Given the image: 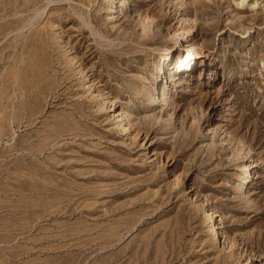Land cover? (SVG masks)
<instances>
[{"label": "rangeland", "instance_id": "rangeland-1", "mask_svg": "<svg viewBox=\"0 0 264 264\" xmlns=\"http://www.w3.org/2000/svg\"><path fill=\"white\" fill-rule=\"evenodd\" d=\"M124 1L0 0V264H264V0Z\"/></svg>", "mask_w": 264, "mask_h": 264}, {"label": "bare ground", "instance_id": "bare-ground-1", "mask_svg": "<svg viewBox=\"0 0 264 264\" xmlns=\"http://www.w3.org/2000/svg\"><path fill=\"white\" fill-rule=\"evenodd\" d=\"M126 4H131L128 0H126V1H124ZM34 3V2H33ZM24 4V3H23ZM25 4H27V3H25ZM24 4V5H25ZM29 4H31V3H29ZM27 6V5H26ZM25 6V7H26ZM31 8V7H30ZM54 8V7H53ZM23 9V8H22ZM57 9V8H56ZM23 16V15H22ZM36 16V15H35ZM34 16V17H35ZM28 17V16H27ZM30 17V16H29ZM39 17V16H38ZM38 17H36V18H32L35 22H37L36 21V19L38 18ZM26 19V18H25ZM32 20V21H33ZM33 21V22H34ZM32 22V23H33ZM21 24V23H20ZM33 26H34V24H32ZM20 26V25H19ZM31 34V33H30ZM27 35V34H26ZM28 36V35H27ZM29 37V36H28ZM148 37H149V35H148ZM148 39V38H147ZM147 41V40H146ZM145 41V42H146ZM144 42V41H143ZM129 44V43H128ZM142 44V43H141ZM144 44V43H143ZM130 45V44H129ZM194 46V45H193ZM192 44L191 45H188V47H187V55H186V57H185V60H189L191 57H192ZM130 47V46H129ZM133 47V46H132ZM136 47V46H135ZM24 48V47H23ZM22 48V49H23ZM124 48V47H123ZM141 48V47H140ZM25 49V48H24ZM121 49V48H120ZM137 49V48H136ZM90 50V49H89ZM134 51H136V50H134ZM139 51V50H138ZM137 51V52H138ZM141 51V50H140ZM92 54V53H91ZM169 54H171V51H169V53H167V55H169ZM173 54V53H172ZM176 54V53H175ZM174 56V55H173ZM169 57H167V59H168ZM53 60V59H52ZM172 60H173V58H171V62H172ZM52 63H53V61H52ZM53 66V65H52ZM181 66H182V64L179 66V69L181 68ZM181 71V70H180ZM57 75V74H56ZM99 96V95H98ZM147 97V96H146ZM106 98V97H105ZM149 100H147V102L149 103L150 102V106H166V105H168V103H167V101H166V99H165V97H162V98H159V99H152L150 96H148L147 97ZM102 102H103V100H102ZM109 102V101H108ZM104 105H105V103H104ZM142 107V106H141ZM145 109V108H144ZM117 116H120L119 117V120L121 121V120H124L125 118H124V116H123V113H117ZM116 117V116H115ZM121 123V122H120ZM120 123H118V124H120ZM130 123H129V121H126L125 123H123V124H121V128L120 129H123V131H125V130H127V129H129V125ZM132 125V124H131ZM131 127V126H130ZM251 171H252V168H250L249 167V165L248 164H245L244 165V168H243V170L241 171V173L242 174H244V177L242 178L243 180L244 179H246V177H250V175H251ZM241 181V180H240ZM248 181V178L246 179V180H244L243 181V184L244 185H242V186H238L239 188H243L244 186H245V184H246V182ZM247 187V186H246ZM214 212H211V229H214V237H219L220 236V233L217 231V227H215V221H214ZM226 241V240H225ZM247 263V262H246Z\"/></svg>", "mask_w": 264, "mask_h": 264}]
</instances>
